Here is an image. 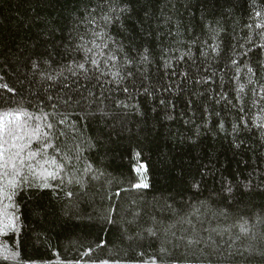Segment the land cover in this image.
Returning a JSON list of instances; mask_svg holds the SVG:
<instances>
[{"label": "trees", "instance_id": "1", "mask_svg": "<svg viewBox=\"0 0 264 264\" xmlns=\"http://www.w3.org/2000/svg\"><path fill=\"white\" fill-rule=\"evenodd\" d=\"M123 3L130 11L108 31L124 52L85 73L74 63L84 53L66 46L103 0H0V112L49 114L48 155L64 165L49 187L3 201L19 230L0 233V264H264V0ZM239 84L248 124L234 131Z\"/></svg>", "mask_w": 264, "mask_h": 264}, {"label": "snow or ice", "instance_id": "2", "mask_svg": "<svg viewBox=\"0 0 264 264\" xmlns=\"http://www.w3.org/2000/svg\"><path fill=\"white\" fill-rule=\"evenodd\" d=\"M102 11L99 16L95 15L96 9L93 8L91 11H87L85 20L83 21L85 26V32L82 35H78L76 39L79 43L76 44L74 49L66 46V53L70 54L71 51L83 52L84 62H75L76 69L87 73L89 68L86 64H90L96 71H100L101 64L105 66L111 64L113 67L116 66L119 61V53L124 52V47L119 43L108 31V28L115 22L121 21L122 17L130 11L127 3H123V0H103V5H100ZM106 7L107 11L103 9ZM256 17L261 16V12L255 13ZM252 28V25H247ZM257 29H264V23H257L255 25ZM172 33H170L171 35ZM219 33L217 32L216 35ZM264 37V33H261ZM198 39V38H197ZM215 39V37H213ZM196 40H193L188 47V51L181 52L176 59L183 61L186 57L191 58L193 55L191 51V44H195ZM207 45V41L203 42ZM212 52L220 54L219 43L215 45H208ZM264 49V45L260 46ZM135 51V49H133ZM163 55L167 56L171 49H161ZM178 51V50H177ZM140 56V62H149L151 51L147 45L143 47V51L138 53ZM201 55H207V52H202ZM133 59L125 56L124 64L131 65ZM233 65H237L236 60H232ZM170 62H165V67H169ZM36 67V64H33ZM247 71L252 73L254 70L247 65ZM258 67H264V65H258ZM69 71H72L69 68ZM236 72H240V68L236 67ZM75 75V72H73ZM113 77L120 76L119 70L112 72ZM133 73L127 72V77H131ZM52 77H49L51 79ZM124 77H121L123 79ZM239 80V76L235 77ZM249 83L252 80L249 79ZM7 88V85H3ZM244 85L239 84L236 89V99L240 102L238 112L240 115V124H233V130L237 131L240 125L245 127L248 121L244 117L245 109L243 107L242 94L244 93ZM12 91V89H9ZM128 91L127 88L124 89ZM260 99H264V85L261 86ZM253 94L256 95L255 89ZM222 98L227 103L231 104V101L227 100V93L222 94ZM163 103V101H161ZM257 103V101H253ZM264 113V109H261ZM47 113H42L40 116H36L32 113L27 112L23 108L10 109L7 111L0 112V203L7 200L9 202L14 201V197L17 191L24 186H33V183H38L39 186L49 187V180H55L59 175L60 170L64 167L63 164L59 163L55 156L48 155V149L55 148L53 142L55 137V125L48 121ZM34 120H43L44 123H36L32 125ZM59 124H63L64 120H60ZM223 129V123L220 125ZM255 127L264 130V116L255 121ZM47 129V130H45ZM63 135V133H60ZM36 141L39 144L35 150L32 149V142ZM56 151H59L56 148ZM25 153H27L25 155ZM146 186V185H145ZM228 191H231L229 187ZM13 207V203H3V208L0 209V233H7L19 230L18 220L19 218L14 215L13 212L8 211L9 208ZM4 258L7 260H15L18 256L17 252H11L5 247ZM143 264H156L155 259L145 260Z\"/></svg>", "mask_w": 264, "mask_h": 264}]
</instances>
